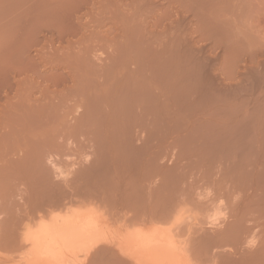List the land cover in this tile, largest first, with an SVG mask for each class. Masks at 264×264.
<instances>
[{
    "label": "rangeland",
    "instance_id": "1",
    "mask_svg": "<svg viewBox=\"0 0 264 264\" xmlns=\"http://www.w3.org/2000/svg\"><path fill=\"white\" fill-rule=\"evenodd\" d=\"M0 144V221L19 223L53 187L91 201L81 212L102 218L95 228L110 263L171 264L162 246L173 239L172 264H264V0H0ZM91 166L107 169L112 191L84 179ZM117 201L118 214L137 215L133 227L118 221ZM150 208L155 221L142 225ZM139 226H158L165 242L150 243L152 230L138 235Z\"/></svg>",
    "mask_w": 264,
    "mask_h": 264
},
{
    "label": "bare ground",
    "instance_id": "2",
    "mask_svg": "<svg viewBox=\"0 0 264 264\" xmlns=\"http://www.w3.org/2000/svg\"><path fill=\"white\" fill-rule=\"evenodd\" d=\"M140 93V92H139ZM146 93V92H145ZM149 93V92H148ZM125 94H127V93H125ZM124 94V95H125ZM152 95V94H151ZM117 96H118V94H117ZM135 96H137V94H135ZM139 96V95H138ZM153 96V95H152ZM129 97H130V94H129ZM134 97V96H133ZM146 97V96H145ZM147 97H148V95H147ZM146 97V98H147ZM122 98V97H121ZM123 98H124V96H123ZM138 98V97H137ZM141 98V97H140ZM152 98V97H151ZM133 99V98H132ZM135 99V98H134ZM139 99V98H138ZM138 99H136V100H138ZM117 100V99H116ZM135 100V101H136ZM143 100V99H142ZM146 100V99H145ZM153 100V99H152ZM131 101V100H130ZM133 101V100H132ZM147 101H149V99L147 100ZM155 101V100H154ZM92 102V101H91ZM97 102H99V101H97ZM97 102H95V103H97ZM128 102V101H127ZM109 103H110V101H109ZM112 104H113V102H111ZM116 103V102H115ZM135 103V102H134ZM134 103L132 104V102H131V105H134ZM149 103H152V101H150V102H148V104ZM92 104V103H91ZM94 104V103H93ZM120 104H122V102L121 103H119V105ZM99 105H101V104H99ZM124 105V104H123ZM123 105H122V107H123ZM152 105H153V103H152ZM88 106V105H87ZM91 106V105H90ZM94 106V105H93ZM102 106V105H101ZM130 106V105H129ZM148 106V105H147ZM99 107V106H98ZM97 107V108H98ZM116 107H118V106H116ZM94 108V107H93ZM115 108V107H114ZM113 108V109H114ZM126 108H128L127 106H126ZM130 108H132V106L130 107ZM129 108V109H130ZM154 108V107H153ZM14 109H17V108H14ZM14 109H13V111H14ZM22 109V108H21ZM92 109V108H91ZM117 109V108H116ZM148 109V108H147ZM147 109H145V110H147ZM87 110H88V108H87ZM97 110V109H96ZM102 109H100V111H101ZM115 110V109H114ZM126 111V109H124L123 108V112H125ZM152 110V109H151ZM154 110V109H153ZM11 111V110H10ZM22 111V110H21ZM40 111V110H39ZM89 111V110H88ZM93 111H94V109H93ZM99 111V113L100 114H102L101 112ZM115 111H117V110H115ZM15 112V111H14ZM24 112V111H23ZM42 112V111H41ZM92 112V111H91ZM122 112V111H121ZM129 112V111H128ZM128 112H127V114H128ZM155 112V111H154ZM19 113V112H18ZM27 113V112H26ZM25 113V114H26ZM37 113V112H36ZM48 113V112H47ZM88 113H90V111L89 112H87V114L86 115H88ZM95 113V115H96V112H93V114ZM104 113V112H103ZM147 113H149V112H147ZM9 114V113H8ZM20 115H21V113H19ZM110 115H111V112L109 113ZM115 114H117V113H115ZM17 115V114H16ZM44 115V114H43ZM98 115V114H97ZM118 115V114H117ZM126 115V114H125ZM151 115H153V114H151ZM8 116V115H7ZM23 116H25V115H23ZM41 116V115H40ZM39 116V117H40ZM89 116V117H88ZM87 117L84 115V118H85V123L87 124V123H89L90 122V120L92 121V115L90 116V115H88ZM108 116V115H107ZM42 117V116H41ZM91 117V118H90ZM102 117V116H101ZM110 117V116H109ZM113 117H116V116H113ZM119 117V116H118ZM124 117V116H123ZM48 118V117H47ZM50 118V117H49ZM89 118V119H88ZM125 118H126V116H125ZM124 118V119H125ZM22 119H23V117H22ZM29 119V118H28ZM46 119V118H45ZM89 120V122H88V120ZM95 119V118H94ZM109 119V118H108ZM112 119V118H111ZM114 119H116V118H114ZM127 119H128V117H127ZM19 120V119H18ZM24 120V119H23ZM34 120V119H33ZM37 120V119H36ZM47 120V119H46ZM49 120V119H48ZM82 120V119H81ZM87 120V121H86ZM126 120V119H125ZM30 121V120H29ZM84 121V120H83ZM105 121V120H104ZM113 121V120H112ZM122 121H124V120H122ZM128 121H129V119H128ZM20 122H21V120H20ZM27 122V121H26ZM39 122V121H38ZM40 122H42V121H40ZM43 122H45V120L43 121ZM42 122V123H43ZM50 122V121H49ZM114 122H116V120H114ZM120 122V121H119ZM30 123H31V121H30ZM36 123V122H35ZM41 123V124H42ZM102 123H103V121H102ZM102 123H100V124H102ZM105 123H106V121H105ZM109 123V122H108ZM112 123V122H111ZM121 123V122H120ZM123 123V122H122ZM124 123H125V121H124ZM13 124V123H12ZM24 124V123H23ZM29 124V123H28ZM33 124V123H32ZM48 124V123H47ZM84 124V122L82 123V125ZM107 124V123H106ZM126 124H128V122L126 123ZM125 124V129H126V125ZM26 125V124H25ZM24 125V126H25ZM35 125H37V124H35ZM46 125V124H45ZM82 125H81V127H82ZM89 125V124H88ZM97 125V124H96ZM99 125V124H98ZM97 125V126H98ZM104 125V124H103ZM113 125V124H112ZM118 125V124H117ZM14 126V125H13ZM20 125H18V127H19ZM21 126H23V125H21ZM99 126H101V125H99ZM111 126V125H110ZM33 127V126H32ZM34 127H36V126H34ZM33 127V128H34ZM39 126H37V128H38ZM50 127V126H49ZM66 127V126H65ZM68 127V126H67ZM90 127V126H89ZM113 127V126H112ZM120 127H122V126H120ZM21 128V127H20ZM31 128V127H30ZM69 128V127H68ZM67 128V129H68ZM73 128H74V126H73ZM72 128V129H73ZM76 128V127H75ZM74 128V129H75ZM80 128V127H79ZM78 128V129H79ZM84 128V127H83ZM111 128V127H110ZM4 129V128H3ZM10 129V128H9ZM23 129V128H22ZM25 129V128H24ZM27 129H28V127H27ZM66 129V130H67ZM82 129V128H81ZM93 129H94V126H93ZM5 130V129H4ZM21 130V129H20ZM41 130V129H40ZM75 130H77V129H75ZM87 130V129H86ZM89 130V129H88ZM113 130H115V129H113ZM122 130V129H121ZM8 131H10V130H8ZM12 131V130H11ZM28 131V130H27ZM26 131V132H27ZM52 131H53V129H52ZM60 131V130H59ZM81 131H83V130H81ZM91 131V130H90ZM93 131V130H92ZM101 131V130H100ZM116 131V130H115ZM118 131V130H117ZM20 132V131H19ZM74 132H76V131H74ZM110 132H112V131H110ZM12 133V132H11ZM33 133V132H32ZM69 133V132H68ZM79 132H77L76 134H78ZM84 133V132H83ZM82 133V134H83ZM94 133H96V132H94ZM106 134H107V132H105ZM116 133V132H115ZM115 133H114V135H115ZM120 133V132H119ZM15 134H17V132L15 133ZM56 135H57V133H55ZM70 134H71V131H70ZM89 134H90V132H89ZM97 134V133H96ZM95 134V135H96ZM100 134H101V132H100ZM120 134H122V132L120 133ZM28 135V134H27ZM31 135V134H30ZM45 135V134H44ZM55 135V136H56ZM84 135V134H83ZM98 135V134H97ZM96 135V136H97ZM104 135V134H103ZM102 135V136H103ZM37 136V135H36ZM50 136V135H49ZM52 136V135H51ZM50 136V137H51ZM112 136H113V134H112ZM112 136H110V137H112ZM44 137V136H43ZM100 137V136H99ZM12 138H14V137H12ZM28 138V137H27ZM42 138V137H41ZM96 138H98V137H96ZM6 139V138H5ZM10 139V138H9ZM17 139V138H16ZM20 139V138H19ZM48 139V138H47ZM50 139V138H49ZM48 139V140H49ZM99 139V138H98ZM103 139V138H102ZM115 139V138H114ZM106 140V139H105ZM112 140V139H111ZM3 141V140H2ZM20 141V140H19ZM27 141V140H26ZM35 141V140H34ZM37 141V140H36ZM103 141V140H102ZM107 141V140H106ZM114 141V140H113ZM6 142H8V140H6ZM13 142V141H12ZM18 142V141H17ZM104 142V141H103ZM111 142V141H110ZM10 143V142H9ZM8 143V144H9ZM15 143V142H14ZM23 143V142H22ZM25 143V142H24ZM28 143V142H27ZM27 143H26V145H27ZM45 143V142H44ZM99 143V142H98ZM119 143V142H118ZM117 143V144H118ZM5 144V143H4ZM3 144V142H2V145H4ZM13 144V143H12ZM20 143L18 142V145H19ZM33 144H35V143H33ZM53 144H55L54 142H53ZM111 144H113V143H111ZM1 145V144H0ZM17 145V144H16ZM42 145H45V144H42ZM103 145V144H102ZM105 145V144H104ZM14 146V145H13ZM12 146V147H13ZM52 146V145H51ZM99 146H101V145H99ZM114 146V145H113ZM119 146V145H118ZM7 147V146H6ZM9 147V146H8ZM11 147V146H10ZM18 147V146H17ZM21 147V146H20ZM37 147V146H36ZM36 147L34 146V151H35V149H36ZM48 147H49V145H48ZM102 147V146H101ZM104 147V146H103ZM122 148H123V146H121ZM38 148V147H37ZM41 148V147H40ZM105 148V147H104ZM108 148V147H107ZM116 148V147H115ZM1 149V148H0ZM17 149V148H16ZM29 149V152H31L30 151V148H28ZM33 149V148H32ZM46 149V148H45ZM48 149V148H47ZM46 149V150H47ZM52 149V148H51ZM99 149V148H98ZM101 149V148H100ZM106 149V148H105ZM4 149L2 148V150H1V152L3 151ZM10 150H12L11 148H10ZM19 150H21V149H19ZM38 149H36V151H37ZM41 150V149H40ZM49 150H50V148H49ZM116 150V149H115ZM7 151V150H6ZM9 151V150H8ZM43 151H44V149H43ZM51 151V150H50ZM50 151H48L49 153H50ZM119 153H120V151L119 150H117ZM28 152V151H27ZM45 152V151H44ZM118 152H117V154H118ZM122 152V151H121ZM17 153V152H16ZM33 153V152H32ZM31 153V154H32ZM38 153V152H37ZM39 153H40V151H39ZM104 153H105V151H104ZM1 154L2 153H0V156H1ZM7 154H8V152H7ZM30 154V153H29ZM122 154H123V152H122ZM127 153H125V155H126ZM132 154V153H131ZM21 155V154H20ZM39 155H42L43 156V153H40ZM98 155H99V153H98ZM103 155V154H102ZM107 155V154H106ZM116 155V154H115ZM121 155V154H120ZM120 155H118V156H120ZM24 156V155H23ZM36 156V155H35ZM38 156V155H37ZM100 156V155H99ZM123 156V155H122ZM128 156H133V154L132 155H128ZM127 156V157H128ZM21 157H22V155H21ZM32 157H34L33 156V154H32ZM46 157V156H45ZM105 157H107V156H105ZM117 156H115V158H116ZM7 158V157H6ZM20 158V157H19ZM18 158V159H19ZM23 158V157H22ZM31 158V157H30ZM114 158V159H115ZM117 158H119V157H117ZM116 158V159H117ZM129 158V157H128ZM128 158H127V160H128ZM131 158V157H130ZM130 158H129V160H130ZM12 159V158H11ZM36 159V158H35ZM37 159H39L38 157H37ZM43 159H45V158H41L40 157V160H41V162L40 163H42V162H44V160ZM115 159V160H116ZM123 159H125V158H123ZM122 159V160H123ZM10 160V159H9ZM29 160V159H28ZM32 160V159H31ZM43 160V161H42ZM101 160H103V159H100V161ZM107 160V159H106ZM113 160V159H112ZM121 160V159H120ZM119 159H118V162L120 161ZM6 162H7V160H5ZM4 161V162H5ZM18 161V160H17ZM24 161H26V160H24ZM34 161V160H33ZM37 161V160H36ZM105 161V160H104ZM104 161H102V162H104ZM125 161V160H124ZM151 161H153V160H151ZM6 162H5V165H6ZM12 162H13V160H12ZM22 162V161H21ZM29 162V161H28ZM31 162V161H30ZM29 162V164H31ZM53 162V161H52ZM94 162V161H93ZM106 162H108V161H106ZM121 162V161H120ZM126 162V161H125ZM9 163V162H8ZM7 163V164H8ZM17 163V162H16ZM38 163H39V161H38ZM12 164V163H11ZM22 164V163H21ZM24 164H26V163H24ZM23 164V166H25ZM33 164V163H32ZM34 164H37L36 162L34 163ZM33 164V165H34ZM43 164V163H42ZM41 164V167H43V165ZM112 164V163H111ZM117 164V163H116ZM125 164H127V162L125 163ZM1 165V164H0ZM32 165V166H33ZM4 166V165H3ZM29 166H31V165H29ZM29 166H28V168H29ZM88 166V165H87ZM121 166V165H120ZM10 167H11V165H10ZM16 167V166H15ZM34 168H36L35 166H33ZM40 167V166H39ZM97 166H95V167H93V166H91V168H94L93 170H92V173H94L93 175H92V173H91V171H90V169H88L89 170V172H88V170H87V174H85L84 173V179H88L89 178V175H90V181H92V180H96V178H97V180H100V179H104L105 177V172H106V170L107 169H105V168H107V167H104V173H101L102 171H101V168H100V170L98 169V168H96ZM1 168H3V167H1ZM5 168V167H4ZM24 168V167H23ZM45 168V170H46V166L44 167ZM120 168V167H119ZM11 169V168H10ZM15 169V168H14ZM17 169V168H16ZM15 169V170H16ZM27 169V168H26ZM26 169H24L25 171H28V170H26ZM30 169H31V167H30ZM33 169V168H32ZM31 169V170H32ZM42 169V168H41ZM83 169V168H82ZM115 169H117V168H115ZM31 170H29L30 172L29 173H31ZM34 170V169H33ZM37 170V169H36ZM43 170V169H42ZM99 170V171H98ZM109 170V169H108ZM11 171V170H10ZM86 171V170H85ZM110 171V170H109ZM109 171H107V174H109L108 172ZM2 172V171H1ZM9 172V171H8ZM23 172V171H22ZM21 172V173H22ZM39 172V170L38 171H35V173H38ZM44 172V171H43ZM112 172V171H111ZM111 172H110V174H111ZM115 172V171H114ZM3 173H5V171L3 172ZM14 173V172H13ZM18 173V172H17ZM17 173H15V175L17 174ZM24 173V172H23ZM27 173V172H26ZM28 173V174H29ZM90 173V174H89ZM1 174V173H0ZM40 174H41V171H40ZM45 174V173H44ZM43 174V175H44ZM103 174V177L101 176ZM105 174V175H104ZM3 175H5V174H3ZM6 175H8V174H6ZM10 176H11V174H9ZM21 175V174H20ZM24 175H25V173H24ZM31 175V174H30ZM30 175H26L25 177H23L24 179L26 178V177H28L27 179H28V181H29V176ZM32 175H33V173H32ZM32 175H31V177H32ZM36 175V174H35ZM38 175V174H37ZM35 176L36 178L35 179H37L38 177H39V179L36 181V182H40V181H42L43 182V176L41 177V179H40V176L42 175H38V176ZM80 175L82 176V171H80ZM79 175V178H81L82 180H83V178L81 177ZM14 176V175H13ZM22 176V175H21ZM20 176V177H21ZM86 176H88V177H86ZM19 177V180L21 179H23L22 177L20 178ZM33 177H34V175H33ZM44 177H45V175H44ZM86 177V178H85ZM96 177V178H95ZM107 177V176H106ZM109 177H111V176H109ZM113 177V176H112ZM7 178V177H6ZM9 178V177H8ZM18 178V177H17ZM17 178H14V179H17ZM49 178V177H48ZM3 179V178H2ZM2 179L0 180V181H2ZM11 179V178H10ZM26 179V180H27ZM46 179H47V177H46ZM110 179V178H109ZM8 180V179H7ZM12 180V179H11ZM10 180V181H11ZM20 180V181H21ZM34 180V179H33ZM45 180V179H44ZM51 180V179H50ZM50 180H48V182L51 184L52 182H50ZM82 180H80V182L82 181ZM106 179H104V180H101V181H99L98 183H96V184H98L99 185V183L101 184V182H102V184L104 183V181H105ZM6 181V180H5ZM9 181V180H8ZM7 181V182H8ZM14 181V180H13ZM46 181V180H45ZM108 181V180H107ZM4 182V181H3ZM6 182V183H7ZM17 182H18V180H17ZM24 181H22L21 183H23ZM38 182V183H39ZM2 185H3V183L2 182H0ZM5 183V182H4ZM10 183V182H9ZM9 183H8V185H9ZM11 183H13L12 181H11ZM25 183V182H24ZM30 183V182H29ZM28 183V184H29ZM44 183V182H43ZM54 183V182H53ZM52 183V184H53ZM84 183V182H83ZM86 183V182H85ZM84 183V184H85ZM91 183H93V185H94V182L92 181ZM15 184V183H14ZM27 184V183H26ZM34 184V183H33ZM35 184H37V183H35ZM34 184V185H35ZM40 184V183H39ZM51 184V185H52ZM89 184V185H88ZM102 184H101V187H102V190L103 189H106V188H104L105 186L107 187V189H108V187L110 186V185H106L105 183L103 184L104 186H102ZM8 185H6V186H8ZM16 185V184H15ZM44 185V184H43ZM47 185V184H46ZM53 185H55V184H53ZM73 185V184H72ZM87 185L88 186H90V183H87ZM87 185H86V187H84V188H86L87 189V191H89V192H84V193H86V194H83L82 192V194L83 195H85L86 197H89V196H91L90 194L92 193V192H90V188H92L91 186H90V188L88 189V187H87ZM22 186V185H21ZM30 186V185H29ZM40 186V185H39ZM56 186V185H55ZM96 186V185H95ZM95 186H93V187H95ZM1 187H3V186H1ZM34 187V186H33ZM48 187V186H47ZM50 187V186H49ZM64 187V186H63ZM83 187V186H82ZM81 187V188H82ZM99 187H100V185H99ZM111 187V186H110ZM109 187V191L111 190L112 191V189ZM38 188V187H37ZM43 188V187H42ZM55 188H58L59 189V187H55ZM69 188V187H68ZM98 187H96V190H97V192H98V190L100 191V193H102L101 195H103V193L104 192H106V193H104L105 195L108 193V194H110L111 195V192L109 193V192H107V191H101L100 190V188L99 189H97ZM1 189H4V188H1ZM14 189V188H13ZM36 189V188H35ZM49 189V188H48ZM52 189V192H54V191H56L55 189H54V191H53V187L51 188ZM75 189V188H74ZM73 189V190H74ZM93 190L95 189V188H92ZM15 190V189H14ZM14 190H13V192H14ZM17 190V189H16ZM19 190H21V189H19ZM23 190V189H22ZM40 190H41V188H40ZM75 190H77V191H75L76 193L77 192H79L78 190V187L75 189ZM82 190H85V189H83L82 188ZM96 190H94L93 191V193H96L95 191ZM3 191V190H2ZM7 191V190H6ZM41 191H43V193L42 192H40V191H38V192H40V194L36 191V193H38L40 196H39V198H38V200H35V202H33L28 208H26V210H23L22 212H24L23 213V216H21L22 218H21V220H19V223L16 221L17 219V216H16V218L14 217V219H16L15 221H16V223H15V221H14V219H2L1 221H0V260L2 259V258H9V259H16L17 261H19L18 262V264H91L92 263V261H94L95 262V264H113L112 262L110 263V262H108V257H105V253L107 254V250H109V251H111L110 250V248H109V246H106V244L105 243H103L106 239H100L99 237H97L98 235H99V233H98V228H95L96 226H95V224H97L98 223V220L100 221V224H101V220H102V218H101V220L100 219H98L99 217H98V213L97 214H95L96 212L94 211V214H95V216H94V218L96 217V219H93L91 216H86V215H83L82 214V212H81V210H83V209H81L84 205L86 206V203H88V202H91L90 200L88 201H86V200H83V195H82V200L83 201H81V200H79V201H76V199L74 200V198L72 199L71 197V199L69 198L68 200H66L68 197H66L67 195H65L64 196V198L62 199L61 197L63 196H61V194H64V193H59L60 195V197H58V194H55L56 196H53L54 195V193H53V195H51V193L49 192V190H41ZM1 192V191H0ZM74 192V193H75ZM151 192V191H150ZM3 193V192H2ZM6 193V192H5ZM35 193V194H36ZM42 193V194H41ZM49 193V194H48ZM73 193V192H72ZM80 193V192H79ZM14 194V193H13ZM12 194V195H13ZM107 194V195H108ZM2 194H0V196H1ZM8 196H9V194H7ZM6 194H3V196H7ZM21 195H24V194H21ZM37 195V194H36ZM45 195V196H44ZM105 195H103V196H105ZM106 195V196H107ZM139 195V194H138ZM137 195V196H138ZM143 195V194H142ZM141 195V198L142 197H144V196H142ZM15 196V195H14ZM38 196V195H37ZM42 196V197H41ZM94 196V195H93ZM105 196V197H106ZM120 196V195H119ZM124 196V195H123ZM126 196V195H125ZM129 196V195H128ZM134 196H136V195H132L131 197H133V199H134ZM140 196V195H139ZM138 196V197H139ZM151 196H153V193L151 194ZM10 197V196H9ZM36 197V196H35ZM98 193H97V195H96V200H98ZM104 197V198H105ZM108 197V196H107ZM106 197V198H107ZM110 197H112V198H114V196H110ZM131 197H129V198H131ZM1 198H2V196H1ZM0 198V199H1ZM5 198V197H4ZM7 198V197H6ZM5 198V199H6ZM93 199V197H89L88 199ZM104 198H101L102 200L104 199ZM117 197H115V199H116ZM129 198H127V200L129 199ZM140 198V197H139ZM145 198V197H144ZM141 199L139 202H140V204L138 203V205H142L143 203V201L142 200H145V199ZM155 198H156V196H155ZM174 198V196L171 198V201H172V199ZM24 199H25V197H24ZM33 199V198H32ZM35 199V198H34ZM37 199V198H36ZM78 199V198H77ZM80 199V198H79ZM99 199H100V197H99ZM120 199V198H119ZM133 199L130 201V199L127 201V200H123V199H121V202H122V200H123V204H124V201H127L128 203H129V201L130 202H136L137 200H138V198L135 200L134 199V201H133ZM148 199V198H147ZM146 199V200H147ZM149 199H150V197H149ZM152 199H154V197H151V201L153 202V200ZM11 200V199H10ZM105 200V199H104ZM107 200H108V198H107ZM111 201H114L113 199H110ZM107 201V202H111V201ZM146 200H145V203H146V205H147V203L148 202H146ZM174 200V199H173ZM3 201V200H2ZM8 201V200H7ZM27 201V200H26ZM95 200L93 199V202H94ZM98 201H100V200H98ZM106 201V200H105ZM148 201V200H147ZM150 201V200H149ZM5 202H6V200H5ZM10 202V201H9ZM8 202V203H9ZM17 202V201H16ZM92 202V203H93ZM104 202V201H103ZM103 202H101V203H103ZM121 202H119V203H121ZM152 202H151V205H154V203L152 204ZM154 202H155V199H154ZM157 202V201H156ZM173 202V201H172ZM13 203V202H12ZM98 203V202H97ZM119 203H118V201H117V203L116 204H118V207L116 206V205H114V204H112V205H114L113 207L116 209V211H118L117 210V208L119 209ZM137 203V202H136ZM142 203V204H141ZM16 204V203H15ZM17 204H18V202H17ZM95 204V203H94ZM132 204V203H131ZM131 204L129 205V204H126V206L128 205V208H132V207H130L131 206ZM134 204V206H135V203H133ZM132 204V205H133ZM6 205H8V204H6ZM5 205V206H6ZM19 205H20V203H19ZM122 205V204H121ZM120 205V209H121V207L123 206V207H125V205H122L121 206ZM137 205V206H138ZM9 206H11V205H9ZM14 206V205H13ZM12 206V207H13ZM105 206V205H104ZM108 206V205H107ZM116 206V207H115ZM133 206V207H134ZM136 206V207H137ZM143 207H144V205H142ZM7 207V206H6ZM5 207V211L6 210H8L9 211V208H6ZM19 207V206H18ZM90 207V206H89ZM123 207H122V209H123ZM138 207H140L141 208V206H138ZM146 207V206H145ZM144 207V208H145ZM148 207V206H147ZM154 209H155V207L154 206H152ZM172 207V206H171ZM3 208H4V205H3ZM23 208V207H22ZM85 208V207H84ZM87 208H88V206H87ZM111 208V207H110ZM110 208H109V211H110ZM0 209H1V207H0ZM120 209H119V211L117 212V214L116 215H118L117 217H118V221L120 222L121 220H122V226H124V227H126V228H129V226H134V224H136V222L138 221V218H137V215L136 214H134V212L133 213H131V215L132 214H134V216L136 215V217H129V218H127V215H128V213H130L131 212V210L130 211H124L125 213H123V215H120V214H118V213H121L120 212ZM121 209V210H122ZM137 209V208H136ZM151 209V208H150ZM174 209V208H173ZM172 209V210H173ZM2 210V209H1ZM0 210V214H3V213H1L2 211ZM96 210V209H95ZM97 210H99V209H97ZM106 210V209H105ZM107 210H108V208H107ZM124 210H125V208H124ZM132 210H135V208L134 209H132ZM138 210H140V209H138ZM138 210L136 211L135 210V213L137 212V214H138ZM144 210V209H143ZM152 210V211H151ZM149 212H148V214H146L145 212H143L142 214H146L144 217H147V219H144V220H142V222H141V224L142 223H144V221L145 220H147V221H150L151 223H153L155 220V216H154V210L153 209H151ZM171 210V211H172ZM4 211V212H5ZM8 211H6L7 213L6 214H9L8 213ZM16 211V210H15ZM109 211H107V212H109ZM114 211V210H113ZM141 211H142V209H141ZM141 211H139V212H141ZM156 211V210H155ZM159 211V210H158ZM17 212V211H16ZM15 212V213H16ZM107 212H105L106 214H108ZM150 212H152V213H150ZM162 212V211H161ZM103 213H104V210H103ZM116 213V212H115ZM168 213V212H167ZM5 213H4V215H6ZM14 214V213H13ZM21 214V213H20ZM110 214V213H109ZM109 214H108V216H109ZM114 214V213H113ZM159 214V213H158ZM164 214V213H163ZM172 214V213H171ZM92 215V214H91ZM100 215V214H99ZM112 215V214H111ZM115 215V216H116ZM168 215V214H167ZM166 215V216H167ZM11 216V215H10ZM139 216V215H138ZM143 216V215H142ZM158 216V215H157ZM164 216H165V214H164ZM169 216V215H168ZM5 217V216H4ZM4 217H2V218H4ZM7 217V216H6ZM5 217V218H6ZM98 217V218H97ZM112 218H113V215H112ZM115 219H114V221H116V223L118 222L117 221V218L116 217H114ZM159 217H157V219H158ZM165 218V217H164ZM169 218V217H168ZM18 219H19V217H18ZM108 219H110V218H108ZM121 219V220H120ZM160 219V218H159ZM97 221V223H95ZM157 221V220H156ZM162 221V220H161ZM104 222L106 223L107 221H105L104 220ZM163 222V221H162ZM103 223V222H102ZM139 223V222H138ZM120 224V223H119ZM140 224V225H141ZM145 224H146V222H145ZM98 225V224H97ZM104 225V223L102 224V226ZM143 225V224H142ZM152 225V224H151ZM98 226H100V225H98ZM97 226V227H98ZM132 226V227H133ZM138 226V225H137ZM153 226V225H152ZM155 226V225H154ZM101 227V226H100ZM136 227V226H135ZM140 227V226H139ZM158 227V226H157ZM157 227H156V229H157ZM138 228V227H137ZM143 228V227H142ZM142 228L140 227V228H138V229H134V231L136 232V234L139 232V231H141V234L143 233V231H142ZM132 229V228H131ZM140 229V230H139ZM145 229V228H144ZM143 229V230H144ZM147 230H145L144 231V235L146 236L147 234H145V232L146 231H148V230H150L151 228L149 227V228H146ZM155 231L153 232V230H152V234H151V232L150 233H148V235H147V238H149V242L150 243H157V241L158 240H160L163 236L160 234V235H157L158 233H162V234H164L163 232H158L157 234H156V236H155V232H156V229L155 228H153ZM128 231H132V230H129V229H127ZM138 230V231H137ZM150 230V231H151ZM127 231V232H128ZM135 232H132V235H134L135 234ZM149 232V231H148ZM134 233V234H133ZM140 233V232H139ZM139 233H138V235H139ZM135 234V235H136ZM131 235V234H130ZM131 235V236H132ZM150 235V236H149ZM171 235V234H170ZM149 236V237H148ZM157 236H160V237H157ZM162 236V237H161ZM136 237V236H135ZM140 237H141V235H140ZM164 237H165V235H164ZM167 237V236H166ZM148 240V239H147ZM161 241V240H160ZM162 241L163 242H165V240H163L162 239ZM161 241V242H162ZM167 241V243L168 244H165V245H163L162 246V248L165 250V251H167V253H165V255L166 256H168L169 255V252H168V250H170L171 249V264H172V262H173V259H172V256H173V251L175 250V247L178 245L173 239H171V240H169V239H167L166 240ZM169 241H170V243H171V245H170V243H169ZM110 242V241H109ZM159 242V241H158ZM107 248H109V249H107ZM177 248V247H176ZM114 251V250H113ZM109 253V252H108ZM111 255V254H110ZM109 255V256H110ZM112 257V256H111ZM117 258V257H116ZM7 259H5V260H7ZM8 259V260H9ZM110 259V258H109ZM118 259H119V256H118ZM120 259H122V258H120ZM106 260V261H105ZM115 260H117V259H115ZM123 260V259H122ZM1 261H3V260H1ZM85 261H88L87 263H85ZM124 261V260H123ZM122 262V261H121ZM179 262H180V259H179ZM8 263V262H7ZM120 263V262H119ZM181 263V262H180ZM92 264H94V263H92ZM129 264V263H128Z\"/></svg>",
    "mask_w": 264,
    "mask_h": 264
}]
</instances>
